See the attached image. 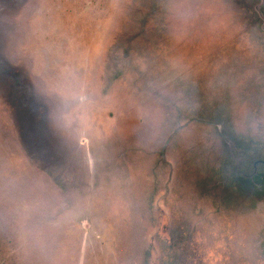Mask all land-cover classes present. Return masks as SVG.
Instances as JSON below:
<instances>
[{
	"label": "rangeland",
	"instance_id": "obj_1",
	"mask_svg": "<svg viewBox=\"0 0 264 264\" xmlns=\"http://www.w3.org/2000/svg\"><path fill=\"white\" fill-rule=\"evenodd\" d=\"M260 4L0 0V264H264Z\"/></svg>",
	"mask_w": 264,
	"mask_h": 264
},
{
	"label": "water",
	"instance_id": "obj_2",
	"mask_svg": "<svg viewBox=\"0 0 264 264\" xmlns=\"http://www.w3.org/2000/svg\"><path fill=\"white\" fill-rule=\"evenodd\" d=\"M264 5V0H261V4L259 5V8Z\"/></svg>",
	"mask_w": 264,
	"mask_h": 264
},
{
	"label": "flooded vegetation",
	"instance_id": "obj_3",
	"mask_svg": "<svg viewBox=\"0 0 264 264\" xmlns=\"http://www.w3.org/2000/svg\"><path fill=\"white\" fill-rule=\"evenodd\" d=\"M12 78L14 79V83L19 82V80H16L14 76H12Z\"/></svg>",
	"mask_w": 264,
	"mask_h": 264
}]
</instances>
